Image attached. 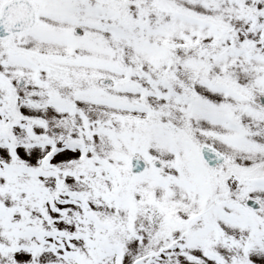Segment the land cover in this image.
<instances>
[{"label": "snow or ice", "instance_id": "1", "mask_svg": "<svg viewBox=\"0 0 264 264\" xmlns=\"http://www.w3.org/2000/svg\"><path fill=\"white\" fill-rule=\"evenodd\" d=\"M0 264H264V0H0Z\"/></svg>", "mask_w": 264, "mask_h": 264}]
</instances>
